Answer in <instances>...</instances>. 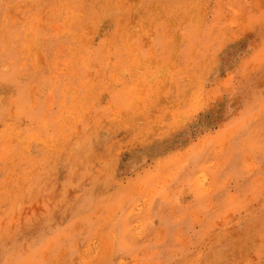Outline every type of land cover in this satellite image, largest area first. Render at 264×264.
<instances>
[{
  "label": "rangeland",
  "instance_id": "1",
  "mask_svg": "<svg viewBox=\"0 0 264 264\" xmlns=\"http://www.w3.org/2000/svg\"><path fill=\"white\" fill-rule=\"evenodd\" d=\"M264 0H0V264H262Z\"/></svg>",
  "mask_w": 264,
  "mask_h": 264
},
{
  "label": "snow or ice",
  "instance_id": "2",
  "mask_svg": "<svg viewBox=\"0 0 264 264\" xmlns=\"http://www.w3.org/2000/svg\"><path fill=\"white\" fill-rule=\"evenodd\" d=\"M262 264H264V262H262Z\"/></svg>",
  "mask_w": 264,
  "mask_h": 264
}]
</instances>
